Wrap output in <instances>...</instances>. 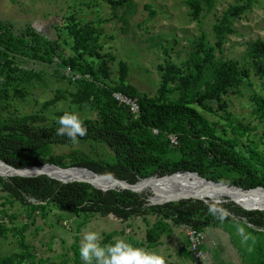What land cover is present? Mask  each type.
<instances>
[{"label":"trees","instance_id":"1","mask_svg":"<svg viewBox=\"0 0 264 264\" xmlns=\"http://www.w3.org/2000/svg\"><path fill=\"white\" fill-rule=\"evenodd\" d=\"M250 2L246 0L227 6L212 25L214 44L206 48L203 37L197 39L191 60L184 64L185 69L165 62L153 96L140 92L130 82L129 68L125 63H119L117 78L109 79L106 57L99 53L98 33L91 27L77 25L73 16L69 17L70 24L66 27L71 42L63 40L61 43L44 37L29 26L16 30L9 21L0 19V99L11 97V92L13 96L22 94V84L28 80V74L18 66L17 60L22 58L55 65L63 68L65 73L69 69L71 79L73 73L80 75L75 81L68 79V87L57 88L50 99L41 103L39 111L20 116H0V161L15 169L45 164L60 168H85L129 184L151 176L192 172L203 179L215 183L227 182L243 190L264 188V152L254 149L255 145L251 142L252 145L244 146L243 150L236 148V139L217 134L216 129L196 109L226 120L235 134L245 135L249 130L248 126L230 116L224 99L229 90L240 87L243 79L249 76V70L241 66L237 59L216 61L214 52L221 48L228 35L234 33L233 20L247 10ZM107 3L111 18L118 22L125 35L130 19L136 14L135 1L107 0ZM184 3L195 21L211 13L215 6V0H186ZM150 13L154 15L153 11ZM244 55L255 61L264 60V37L249 42ZM112 92L135 99L139 107L138 116H132L125 107L115 102ZM174 95L176 97L172 98ZM60 102L68 103L79 111L93 113V117H79L87 132L77 140L104 143L115 154L114 162L93 160L77 149L60 154L48 152L50 145L70 146L72 143L68 137L56 135V123L46 124L45 112ZM254 102L255 112L264 115V98L255 97ZM64 113L60 111L56 115L59 117ZM153 130L157 134H153ZM168 135L176 137L177 147L170 146ZM174 149L181 153L179 159L168 156ZM24 153L37 157L28 161L21 156ZM37 168L57 169L49 166ZM0 190L19 204L28 206L31 213L43 212L52 206L78 217L112 215L122 223L155 215L158 221L147 232L149 243L158 240L167 219L180 227L186 224L199 231L221 226L224 221L243 223L255 238L251 251V248L240 249L241 257L245 256L247 262L246 258L249 260V254L253 252L258 256L247 264H264V211H245L232 204H216L242 219L235 221L226 215L221 222L208 211L213 203L178 199L161 206H149L148 193L130 190L104 192L88 183H62L46 175L0 176ZM27 198L35 203L27 202ZM15 231L23 251L0 257V264H24L33 258L19 234L22 230ZM256 238L261 242H257ZM184 246L181 251L190 259L186 237ZM74 251V262L84 264L79 260V252Z\"/></svg>","mask_w":264,"mask_h":264},{"label":"rangeland","instance_id":"2","mask_svg":"<svg viewBox=\"0 0 264 264\" xmlns=\"http://www.w3.org/2000/svg\"><path fill=\"white\" fill-rule=\"evenodd\" d=\"M134 1L136 14L130 19L125 35L122 34L118 22L111 18L107 0H0V19L9 21L16 30L29 26L44 37L61 43L63 40L70 41L66 27L70 24L69 17L73 16L77 25L91 27L98 33L99 53L106 57L109 79H116L119 63H125L129 68L130 82L140 92L153 96L156 94L165 62L185 69L184 64L191 60L197 39L203 37L205 47L212 46L214 44L212 25L218 21L228 5L236 2L244 3L246 0H215L212 12L202 17L200 21L191 18L189 9L184 3L186 0ZM150 10L154 15H151ZM232 27L234 33L226 37L221 48L215 50L214 56L216 61L237 59L241 66L249 70V76L243 79L240 87L229 90L224 96L228 103L227 112L231 117L248 126L249 130L246 136L235 134L226 120L199 108L196 109L216 129L217 134L224 135L228 139H236V148L243 150L244 146L253 143L254 149L264 152V115L255 112L254 102L255 97L264 98V60L255 61L244 55L249 42L264 37V0H251L247 10L238 19L233 20ZM65 50H67L66 46ZM17 62L22 72L28 74V80L22 84L21 95L13 96L11 92V97L0 99V116L35 113L39 111L42 102L53 96L57 88L68 87V79L75 81L80 78V75L73 73L71 79L70 73L66 71L68 73L66 74L63 68L55 65L26 58ZM171 97L174 98L176 95ZM60 111L74 112L80 118L93 117L90 111H79L68 103L60 102L45 112L46 124L56 123V114ZM70 149L80 150L96 161H115L112 150L104 143L92 140H77L70 146L53 144L49 146L48 152L60 154ZM21 156L28 161H33L37 157L28 153ZM168 156L171 159H179L181 153L174 149ZM222 184L229 185L227 182ZM136 193H148V205H164L151 204L152 192L148 188ZM175 200L178 199L166 201ZM206 200L207 202L200 201L205 204H232L245 211L263 210L262 208L243 209L227 197ZM27 202L35 203L31 198H27ZM162 202L164 201L159 203ZM224 211L232 220L242 221L230 211ZM157 221L158 217L152 214L123 223L110 215L78 217L52 206L47 207L43 212L31 213L28 206L19 204L0 190V257L22 253L20 237L15 231L18 229L22 230L19 234L23 236L25 245L33 256L24 264H62V262L76 264L74 250L79 252V243L84 232L95 231L99 233L103 244L124 239L134 247L164 256L173 264L177 257L174 252L176 245L173 244L175 240L178 243L183 241L184 230L167 219L164 221L166 227L158 240L149 243L147 232L154 228ZM221 225L222 234L229 239V242L226 243L228 255L220 257L219 264H247L252 260L255 261L258 256L256 253H250L249 260L246 258L247 262L245 256L240 255L241 248L243 251L249 248H251L249 251L252 250L251 244L255 238L246 229V225L229 221H224ZM240 229L248 237L247 240H242ZM108 236L109 239H106ZM257 242H261V239H257ZM207 249L211 255H217L213 246L210 245ZM79 260L84 262L81 258Z\"/></svg>","mask_w":264,"mask_h":264},{"label":"bare ground","instance_id":"3","mask_svg":"<svg viewBox=\"0 0 264 264\" xmlns=\"http://www.w3.org/2000/svg\"><path fill=\"white\" fill-rule=\"evenodd\" d=\"M38 172L45 173L60 180L82 179L90 182L99 188L116 187L117 184L107 178L97 177L86 170L71 169H39L30 168L28 174ZM11 171L0 163V175L6 177ZM134 186L138 191L148 188L152 192V202L180 199L183 197H198L201 199L218 200L220 197H227L243 209H264V191L253 190L242 192L236 188H228L221 185H213L190 174H176L162 179H144L136 182Z\"/></svg>","mask_w":264,"mask_h":264},{"label":"clouds","instance_id":"4","mask_svg":"<svg viewBox=\"0 0 264 264\" xmlns=\"http://www.w3.org/2000/svg\"><path fill=\"white\" fill-rule=\"evenodd\" d=\"M56 135L66 136L73 143L78 137H84L87 129L79 116L74 112H65L56 118ZM208 211L217 220L223 221L227 213L215 203L209 205ZM242 240H247L243 230L240 229ZM79 256L84 264H171L164 256L134 247L124 239H116L108 244L101 243L99 233L95 231L84 232L79 243Z\"/></svg>","mask_w":264,"mask_h":264},{"label":"built area","instance_id":"5","mask_svg":"<svg viewBox=\"0 0 264 264\" xmlns=\"http://www.w3.org/2000/svg\"><path fill=\"white\" fill-rule=\"evenodd\" d=\"M70 73L69 69L66 70ZM111 97L115 102L122 105L134 117L139 114V107L135 99H131L121 93L112 92ZM157 134L156 130H153ZM169 144L172 148L177 147L178 141L174 135H168ZM185 237L187 240V250L190 254L191 264H209V258L206 250L204 249L205 232L199 231L192 226L182 225Z\"/></svg>","mask_w":264,"mask_h":264},{"label":"water","instance_id":"6","mask_svg":"<svg viewBox=\"0 0 264 264\" xmlns=\"http://www.w3.org/2000/svg\"><path fill=\"white\" fill-rule=\"evenodd\" d=\"M0 163L2 165H4L5 167H7V169H9L11 171V174L8 175V176L35 177V176H39V175H46L47 177H50V178L55 179L57 181H60L62 183H70V182H83V183H88L91 186H93L94 188H96L98 190H101V191H104V192L105 191H108V190H130V191H133V192H139L137 189L134 188V186L137 183H135V184H129L126 181L114 179V178H112L109 175H98V174H95L92 171H90L88 169H85V168H60L58 166H54V165H50V164H45V165H41V166H29V167H25V168H22V169H15V168H13L11 166L6 165L2 161H0ZM43 166L54 167V168H57L59 170H71V169L86 170V171L90 172L91 174H93V175H95L97 177L107 178V179H110V180L114 181L117 184V186L116 187L99 188V187H96L95 185L91 184L90 182H88L86 180H82V179L60 180V179L54 178V177H52V176H50L48 174H45V173H36L34 175H31V174H28L27 173V170L30 169V168H37V167H43ZM176 174H190V175L192 174V175L197 176V178H199L200 180L205 181V182H208V183H211L213 185H221V186L228 187V188H236V189L241 190L242 192H249V191H253V190H262V191H264V188H262V187H256L254 189L243 190V189L238 188V187H235V186L225 185V184H222V183H215V182H212V181L203 179L197 173H192V172H177V173H174V174H171V175H168V176H162V177L152 176L150 178L162 179L164 177H170V176H173V175H176ZM0 176L2 177V175H0ZM147 179H149V178H147ZM141 180H144V179H141ZM189 199H193V200H203L204 202H207L206 199H201V198H198V197H183V198H180L178 201H181V200H189ZM178 201H176V202H178ZM150 202H151V204H154L151 199H150ZM170 202H173V201H164V202L158 203V204H166V203H170ZM149 206H151V205L149 204ZM260 211H264V209L263 210H260ZM110 216H112V215H110Z\"/></svg>","mask_w":264,"mask_h":264},{"label":"crops","instance_id":"7","mask_svg":"<svg viewBox=\"0 0 264 264\" xmlns=\"http://www.w3.org/2000/svg\"><path fill=\"white\" fill-rule=\"evenodd\" d=\"M222 226V225H221ZM221 226L217 227H210L204 230L205 232V242H204V249L206 250L209 258V264H219V258H223V256H227L228 252H226V243L229 242V239L225 237L222 233V228ZM183 241L181 243L177 240L174 242V252H176V260L174 261L173 264H191V261L188 257H186L182 253V248L185 247V237L182 234ZM213 246L216 249L217 255H211L208 251L207 248ZM236 248V247H235ZM237 251V250H236ZM179 253V254H178ZM239 254V253H238ZM237 255V254H236Z\"/></svg>","mask_w":264,"mask_h":264}]
</instances>
